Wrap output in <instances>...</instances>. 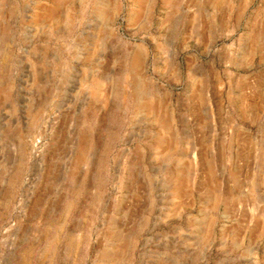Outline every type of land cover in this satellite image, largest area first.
<instances>
[{"label":"rangeland","instance_id":"1","mask_svg":"<svg viewBox=\"0 0 264 264\" xmlns=\"http://www.w3.org/2000/svg\"><path fill=\"white\" fill-rule=\"evenodd\" d=\"M0 264H264V0H0Z\"/></svg>","mask_w":264,"mask_h":264}]
</instances>
